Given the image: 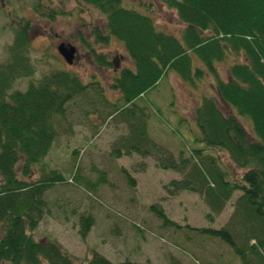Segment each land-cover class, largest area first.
I'll list each match as a JSON object with an SVG mask.
<instances>
[{
  "label": "trees",
  "instance_id": "1",
  "mask_svg": "<svg viewBox=\"0 0 264 264\" xmlns=\"http://www.w3.org/2000/svg\"><path fill=\"white\" fill-rule=\"evenodd\" d=\"M74 1L103 16V24L91 26L94 42L114 37L132 60L113 79L119 100L110 105L115 109L110 115L118 113L132 127L127 152L152 154L158 167L182 173L169 187L201 195L210 219L233 200L224 225L192 229L227 244L241 264H264V0H160L185 25L180 37L157 30L149 15L123 0ZM33 7L49 19L62 12L54 0H36ZM27 26L16 29L9 58L0 63V264H77L60 243L38 240L32 231L47 206L46 191L67 180L62 170L45 162L58 134L57 118L70 100L97 84L58 68L30 79L24 91H11L18 76L33 74ZM86 46L96 64L111 66L103 54ZM218 64L225 65V78ZM169 71L193 86L213 76L218 96L230 108L223 112L214 96L203 95L193 110L200 134L192 141L198 145H183L178 157L147 137V117L137 103ZM218 151L227 155L229 167ZM231 167L242 170L239 177ZM34 170L38 175L30 180ZM150 208L165 225L175 226L164 211ZM92 223L91 215L80 216L83 237ZM87 264L138 263H114L94 251Z\"/></svg>",
  "mask_w": 264,
  "mask_h": 264
},
{
  "label": "rangeland",
  "instance_id": "2",
  "mask_svg": "<svg viewBox=\"0 0 264 264\" xmlns=\"http://www.w3.org/2000/svg\"><path fill=\"white\" fill-rule=\"evenodd\" d=\"M35 1L0 0V63L9 58L16 29L28 24L27 54L33 74L18 76L11 91H24L30 79L58 68L77 73L86 84L97 85L70 100L64 114L57 118L58 134L45 162L62 170L67 180L46 191L47 206L32 234L38 240L57 241L77 259V264H87L94 251L114 263L128 259L138 264H241L227 244L192 229L224 225L233 200L210 219V209L201 195L188 190L174 192L169 187L170 181L180 179L182 173L158 167L152 154L127 152L132 127L118 113L110 115L115 110L110 105L119 100V92L112 88L113 79L122 68L131 67L132 60L118 39L111 37L107 43L92 39L91 26L103 24L102 14L74 0H54L62 12L49 19L34 10ZM123 2L149 15L157 30L181 36L185 25L162 1ZM60 42L76 47L72 64L57 52ZM87 43L111 66L96 64ZM218 67L225 78V65ZM156 88L137 103L147 117V137L176 157L183 145L186 149L198 145L192 141L200 134L193 110L203 95L214 96L223 112L230 111L218 96L211 75L193 86L169 71ZM243 124L250 129L247 121ZM218 153L229 167L227 155ZM230 170L236 177L242 173L235 167ZM37 175L34 170L30 180ZM151 205L164 211L175 226L165 225ZM82 215L93 218L84 237L79 224Z\"/></svg>",
  "mask_w": 264,
  "mask_h": 264
},
{
  "label": "water",
  "instance_id": "3",
  "mask_svg": "<svg viewBox=\"0 0 264 264\" xmlns=\"http://www.w3.org/2000/svg\"><path fill=\"white\" fill-rule=\"evenodd\" d=\"M57 51L67 64H72L76 57L77 49L70 43L60 42Z\"/></svg>",
  "mask_w": 264,
  "mask_h": 264
}]
</instances>
